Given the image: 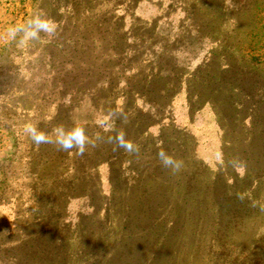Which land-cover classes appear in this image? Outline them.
<instances>
[{"label":"rangeland","instance_id":"obj_1","mask_svg":"<svg viewBox=\"0 0 264 264\" xmlns=\"http://www.w3.org/2000/svg\"><path fill=\"white\" fill-rule=\"evenodd\" d=\"M113 3L118 7L115 16L125 18L124 30L132 28L127 59L118 62L119 66L136 61L149 64L152 53H157L165 58V66L159 65L158 70L168 76L166 81L173 73L184 72L181 87L165 108L164 117L159 120L153 116L149 131L157 136L161 126L173 123L177 131L174 145L192 146L193 159L181 155L187 168L174 180L182 185L195 184L190 196L199 204L203 202L197 209L199 225H204L202 218L208 217L205 209L210 202L205 196L221 188L224 175L229 184L236 178L237 186H231L233 193L242 188V197L251 192L253 197L249 199L262 203L263 216L250 221L252 232L258 228L252 241V256L239 255V261L249 264L264 250V172L253 175L249 182H241L245 167L235 148L234 135L224 138L230 129L239 131V126L230 121L221 124L216 113L217 106L229 107L231 94L236 93L232 91L229 97L227 90H236L242 80L238 74L226 79L218 75L210 80L207 70L210 63L214 69L217 64L224 68L226 62L238 65L246 52L264 60V0H0V264H13V258L7 257L11 253L25 255L30 249L28 242L41 236L42 226L48 221L52 226L57 221L53 212L56 199L51 191L62 188L60 181L64 180L60 175L64 168L70 181L74 172L83 179L81 188L87 191L83 197L71 194L64 200V219L71 225L66 231L70 245L75 242L79 221L86 237L105 224L90 212L97 209L91 208L92 203L105 208L110 193L108 160L112 152L115 154L113 145L98 142L97 148L77 156L75 150L63 152L53 145H34L24 136L23 128L36 123L41 130L50 132L57 124L71 126L74 119H79L95 140L96 136H108L97 121L109 111L127 115L130 120L121 123L120 130L125 132L136 121L138 109L148 111L141 98L133 103V98L127 97V74L123 75L119 67L113 68L118 63L109 56L118 37L113 29L116 18L110 15ZM127 5L132 7V18L125 14ZM193 5L192 13L188 6ZM38 9L46 11L58 25L56 37L50 40L41 34L40 40L24 42L19 35L11 38L9 27L24 23ZM139 39L143 40L142 46H136ZM139 54L142 57L138 58ZM256 71L263 79L260 90H264V72L259 66ZM209 81L215 84L214 92L205 93L204 103L195 99L190 105L187 90H209ZM137 145L142 151V143ZM118 150L125 160H133L123 149ZM226 155L236 165H225ZM95 160L104 162L99 168L100 180L92 171ZM144 163L141 159L134 166ZM200 231L191 236L193 246L183 248V264H231L233 250L220 252L215 246H207L206 228Z\"/></svg>","mask_w":264,"mask_h":264},{"label":"trees","instance_id":"obj_2","mask_svg":"<svg viewBox=\"0 0 264 264\" xmlns=\"http://www.w3.org/2000/svg\"><path fill=\"white\" fill-rule=\"evenodd\" d=\"M116 8L118 7L113 3L110 9L113 13L110 15L111 18H116L113 29L118 37L109 50V56L113 58V62L118 63L127 59V41L132 35V28L124 30L125 18L115 16ZM188 8H191L192 13L195 12V5ZM221 8L224 10V5ZM125 9V14L132 18V7L128 6ZM137 42L136 46H142V39ZM156 54L152 53V61L149 60V64L146 65L144 61H136L134 64L125 62V66L122 64L119 66V63L113 66L119 67L123 75L127 74L124 82L126 89L129 90L127 97L133 98V103L141 98V103L148 107V111H144V108L138 109L135 113L138 114L136 121L132 124L131 119V129L126 130L130 140L142 143L141 158L139 156L136 161V157L133 156V160H125L120 156V150H114L115 154L113 152L110 154L108 160L110 193L104 202L105 208L92 203L91 208L97 209L90 212L93 218L99 217L105 224H102L101 229L91 231L90 237H86L82 234L84 226L79 221L75 230V242L70 245L71 239L66 231L71 225L64 219L63 211L66 208L64 200L71 194L83 197L86 195L83 193L87 191L81 188L83 179L81 180L74 172L70 181L69 174L64 168L60 175V179L64 180L60 181L62 188H57L55 192L51 191L56 199L53 205L56 211L53 212H56L57 221L52 226L49 221L42 226L41 236L28 242L30 249L25 255L16 252L9 254L7 257L13 258V264H183L186 255L183 248L193 246L191 236L200 233L204 228H206L204 241L206 240L207 246H215L220 252L229 248L233 250L235 256L231 264H247L242 259L239 261V255L243 254L244 258L252 256V241L258 228L252 232L250 221L259 220L263 216L262 203H258L254 198L249 199L253 197L251 192L242 197L245 193L242 188H236L233 193L231 186H237V180L234 178V183L229 184L228 178L224 175L221 188H215L205 196L207 202H210L205 209L208 217L206 220L202 218L201 222L204 225L200 226L201 217L197 209L203 202L199 204L197 199L190 196L192 192L194 193L193 189H196L195 184L182 185L178 180H174L175 176L163 169L156 157L159 150H166L179 158L194 157L192 146L180 149L172 142L177 140L174 138L177 131L173 123L161 126L157 136L149 131L153 116L159 117V120L164 117V110L179 91L184 74L183 71L173 73L172 70L173 77L166 81L168 76L161 75L162 70H158L159 65L165 66L164 55ZM245 55L238 65L226 62L224 68L217 64L214 69L210 63L208 68H211L207 70V73H211L210 80L218 75L226 79L237 74L242 80V86L236 85V90H227L229 97L232 95L229 107H216L221 124L223 121H230V124L239 126V131L230 129L224 138L234 135L233 139L237 146L235 148L240 151L244 163L242 165L245 167L241 182L242 180L249 182L253 175L264 172V90H260L263 79L259 71H256L259 66L261 72H264V60H258L251 52H246ZM137 57L142 56L139 54ZM167 61L169 60L166 59ZM214 85L209 81L206 84L209 90H187L190 105L193 106L192 100L195 99L200 100L201 104L204 103L206 100L202 99L205 93L212 94ZM232 91L236 95L231 94ZM151 111L155 113L151 114ZM113 122L117 130H121V122L119 120ZM113 134L108 132V136ZM181 134L185 137L184 133ZM141 159L145 162L144 168L134 166ZM224 162L225 165L237 163L227 155ZM102 163L104 162L95 160L91 164L92 171L99 180L101 179L99 168ZM186 168L187 166L185 170ZM176 177L178 179L177 175ZM255 258L249 264H264V250L259 251Z\"/></svg>","mask_w":264,"mask_h":264},{"label":"clouds","instance_id":"obj_3","mask_svg":"<svg viewBox=\"0 0 264 264\" xmlns=\"http://www.w3.org/2000/svg\"><path fill=\"white\" fill-rule=\"evenodd\" d=\"M57 32L58 25L42 9L36 10L24 23L8 29L10 37L15 39L19 35L21 42L40 40L41 34L51 40L56 37ZM115 120L126 124L128 117L123 112L109 111L104 119L97 121V125L114 134L106 138L96 136L95 140L87 133L86 125L79 119H74L71 126L57 124L50 132L41 130L36 123H28L23 128V134L36 146L53 145L58 151L63 152L75 150L77 156L85 155L90 149L97 148L98 142H103L113 145V150L123 149L126 154L139 158V146L127 137L126 132L117 130L113 123ZM156 157L162 168L170 175L176 176L185 170V161L166 150L157 151Z\"/></svg>","mask_w":264,"mask_h":264}]
</instances>
